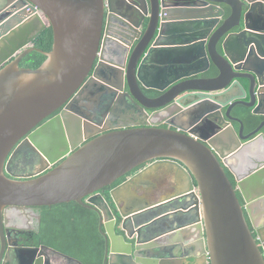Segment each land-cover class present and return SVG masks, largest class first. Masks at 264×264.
I'll return each mask as SVG.
<instances>
[{"label":"water","instance_id":"obj_1","mask_svg":"<svg viewBox=\"0 0 264 264\" xmlns=\"http://www.w3.org/2000/svg\"><path fill=\"white\" fill-rule=\"evenodd\" d=\"M4 1L11 12L0 16V264L19 258L8 208L70 201L98 214L103 264H167L159 258L190 224L200 238L196 264H264V0ZM48 26L45 51L34 41ZM34 50L43 63L21 66ZM212 65L218 73L209 76ZM247 91L251 100L242 101ZM81 95L90 114L72 106ZM241 106L263 116L247 134ZM117 116L130 121L107 126ZM25 135L41 159L17 174L12 149ZM157 216L164 227L152 230ZM26 249L22 264H64L47 250L86 264L47 242Z\"/></svg>","mask_w":264,"mask_h":264},{"label":"flooded vegetation","instance_id":"obj_2","mask_svg":"<svg viewBox=\"0 0 264 264\" xmlns=\"http://www.w3.org/2000/svg\"><path fill=\"white\" fill-rule=\"evenodd\" d=\"M10 12H11L10 7L7 4V2L4 0H0V16H1V18H8ZM106 13L107 12H105V15H106ZM0 43H2L1 40H0ZM81 96L78 97L73 102L72 106H76L77 109L80 108L81 112H84L86 114H90V112H91L90 107H88V105H87V104H89L90 100H87L88 98H87V96L85 97V95H81ZM63 109H64V106H62L59 109H57L56 111H54L51 115H49L44 120H42L38 124V126L42 125L44 122H46L51 117L61 113ZM131 112H130L131 113L130 117L132 119H134V118L137 119L138 117H142V114L139 110H136V111L131 110ZM130 117L129 118L128 117L123 118L121 116H119V117L117 116L110 123H108L107 126H110L111 123H113L114 125H119V124L129 122ZM241 117L244 118L242 115H241ZM244 120H245V123H244L245 124V132H244L245 134H247L248 132L253 130L257 126V123L259 122L258 121L254 126H252V129L248 131V129H247L248 128V122L246 121V119H244ZM237 123L239 124L238 121H234L233 122L234 126ZM239 126H240V124H239ZM238 129H239V127H238ZM258 134L259 133L255 134L252 138L257 136ZM26 137H27V135L22 137V139L19 140L12 149V151H14L15 156L12 158V162L9 166V169L12 172L17 173V174H23V173H27V172L32 171L33 169H35L34 167L37 166V165L34 166L35 163L38 164L37 162L40 161V159H41L40 155L37 152L26 147V145L23 141ZM252 149L255 152L256 146L249 147L248 151L249 150L251 151ZM240 154H245V153L242 152ZM237 163L238 162L235 160L232 161V165L235 166L236 169H239L240 167ZM145 165H146V163L141 164V165L137 166L136 168H134L133 170H131L129 173L125 174L124 175L125 178L121 182H123L127 177H130L134 173L141 170L143 167H145ZM226 171H227L230 179L234 183V185H236L234 174L228 168H226ZM112 185H108L104 188L105 190H104L103 194L106 195L107 198H109V195H108L109 189L117 186V185H115V186H112ZM237 194H238L241 202L244 204L242 195H241L239 190H237ZM59 204H64V202L56 203L53 205L31 206V207H27L26 209H24V208L23 209L8 208L6 213L4 212V214H7L9 216L7 223L11 226L12 225L14 226V228L10 227V234H11L10 240L12 242V247H14L16 249L17 253H19L20 260L16 259L17 264H22L23 259L26 260V258H27L26 252L28 250L26 248L28 247L29 244H33V243H36V245H40L43 242H47L48 244L52 245L53 247L77 257L73 253L77 254V251L79 252L80 248H78V247L75 248L72 245L70 247L66 246L65 248H62V247L57 246L54 242H51L45 238V236L48 235L50 230H52L53 234L58 236V239L61 240V242H62L61 236L64 237L65 239H70L76 234V230L78 229V226H77V221H76V219L72 213H70V217H68L66 219L61 218L59 221H56V220L51 221L49 223V226H48V222H47L48 218H51L54 215L58 216L59 214H61L66 209V207H64V206H57ZM71 211L73 212V210H71ZM150 214L151 213H148V215H150ZM262 217L264 219V214H262ZM248 221H249V217H248ZM249 223H250V221H249ZM119 225H120V223H119V218H118V222L116 223V228H117V232L121 233V226L119 227ZM250 226H251V223H250ZM158 227H164L163 222L152 224L150 229L154 230L155 228H158ZM252 231L255 234L253 227H252ZM69 242H71V239ZM105 247H106V240L104 237V252H105ZM74 249H76V250H74ZM47 251L51 252V253L49 252V254L51 256L58 258L57 255H59V254L57 252H54L52 250H47ZM78 258H80V257H78ZM65 259H66L65 262L62 261V262H64V264H75L72 262V260H69V258H65Z\"/></svg>","mask_w":264,"mask_h":264},{"label":"trees","instance_id":"obj_3","mask_svg":"<svg viewBox=\"0 0 264 264\" xmlns=\"http://www.w3.org/2000/svg\"><path fill=\"white\" fill-rule=\"evenodd\" d=\"M228 14L229 12H227V15ZM52 44L53 31L52 27L48 26L35 39L34 45L45 51H50L52 49ZM45 59L46 55L44 53L34 50L22 59L20 65L24 67L37 68L43 63ZM217 73L218 70L215 66L212 65L208 75L214 76ZM238 113L241 114L244 119H246V121L248 122V128L254 126L263 117L261 115L252 113V110L250 108L244 106H241ZM235 127L238 129L239 124H235ZM124 178V176L119 178L113 183L112 186L118 185ZM57 206H64L66 207V209L58 216L54 215L53 217L48 218V226L51 221H59L61 218L66 219L70 217V213H72L77 221L78 229L76 230V234L72 238H70L71 242H69L70 239H65L60 235L62 239L61 242V240L58 239V236L53 234L52 230H50V232L48 233V235L45 236V238L51 242H54L57 246L62 248H65L66 246L70 247L71 245L75 248H80L79 252L77 251V255L82 258V260L86 264H103L104 237L102 236L98 227V214L91 209L81 206L75 201H70V203L64 202V204H59ZM71 210H73V212Z\"/></svg>","mask_w":264,"mask_h":264},{"label":"crops","instance_id":"obj_4","mask_svg":"<svg viewBox=\"0 0 264 264\" xmlns=\"http://www.w3.org/2000/svg\"><path fill=\"white\" fill-rule=\"evenodd\" d=\"M161 79V78H158ZM157 80L155 77L153 81ZM99 107L101 108V105L99 104ZM248 131L252 129L247 128ZM158 222L161 223L163 222V217L162 216H157L155 219ZM153 222V221H152ZM154 224L155 221H154ZM196 224H190L187 226L188 229H185V232H182L178 234L173 241L172 247L169 248L167 247L168 254L166 256L160 257L159 260L162 261L164 259L167 264H196L195 260L192 258L195 255L199 254V247H200V238L196 234L198 229L194 227ZM192 228V229H191ZM122 231V228H121ZM165 245L170 244V242H164ZM50 252V251H49ZM51 253V252H50ZM77 257H79L77 254H75ZM59 262L66 261L65 257L61 255H57ZM16 259L20 260V258H12L11 262L9 264H17ZM82 259V258H81ZM62 262V263H64Z\"/></svg>","mask_w":264,"mask_h":264},{"label":"rangeland","instance_id":"obj_5","mask_svg":"<svg viewBox=\"0 0 264 264\" xmlns=\"http://www.w3.org/2000/svg\"><path fill=\"white\" fill-rule=\"evenodd\" d=\"M198 76H199V75H198L197 73H195V74H191V75H189V76H185L184 78H181V79L179 78V79H177L175 83H177V82H179V81H181V80H184V79L196 78V77H198ZM126 85L128 86V82H126ZM171 85H172V84H171ZM171 85H170V86H171ZM248 85H250V81H249V79H244V80L242 81V86H243V87H247ZM170 86H169V87H170ZM258 87H259V86H258ZM140 88H141L142 91H144V92H148V93H150L151 95H157L158 97L162 96V93H163V91H161V89L156 88V87H153V86H147V85L144 84V83H140ZM166 90H167V89H166ZM166 90H165V91H166ZM160 94H161V95H160ZM241 100H242V101H246V102L250 101V100H251V92H250V91H247L245 97L241 98ZM171 101H172V100H171ZM171 101H170V102H171ZM259 101H260V96L256 94V101H255V103H254V106H258ZM251 110H252V109H251ZM262 132L264 133V128L262 129Z\"/></svg>","mask_w":264,"mask_h":264},{"label":"bare ground","instance_id":"obj_6","mask_svg":"<svg viewBox=\"0 0 264 264\" xmlns=\"http://www.w3.org/2000/svg\"><path fill=\"white\" fill-rule=\"evenodd\" d=\"M183 106L179 107L180 109L177 111L178 112V115L183 117L185 120H188V116L187 114L185 113V111H183L182 109ZM184 108V107H183Z\"/></svg>","mask_w":264,"mask_h":264},{"label":"built area","instance_id":"obj_7","mask_svg":"<svg viewBox=\"0 0 264 264\" xmlns=\"http://www.w3.org/2000/svg\"><path fill=\"white\" fill-rule=\"evenodd\" d=\"M197 137V136H196Z\"/></svg>","mask_w":264,"mask_h":264}]
</instances>
